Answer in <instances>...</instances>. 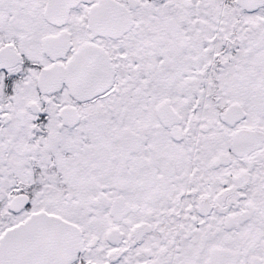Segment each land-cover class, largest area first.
I'll return each mask as SVG.
<instances>
[{
  "label": "snow or ice",
  "instance_id": "6c2138e0",
  "mask_svg": "<svg viewBox=\"0 0 264 264\" xmlns=\"http://www.w3.org/2000/svg\"><path fill=\"white\" fill-rule=\"evenodd\" d=\"M0 264H264V0H0Z\"/></svg>",
  "mask_w": 264,
  "mask_h": 264
}]
</instances>
